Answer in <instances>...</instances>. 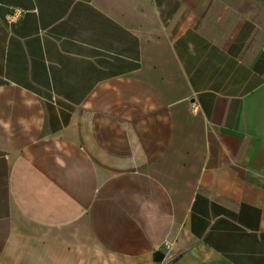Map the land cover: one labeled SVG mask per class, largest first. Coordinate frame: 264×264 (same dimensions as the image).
I'll return each mask as SVG.
<instances>
[{
  "label": "crops",
  "instance_id": "obj_1",
  "mask_svg": "<svg viewBox=\"0 0 264 264\" xmlns=\"http://www.w3.org/2000/svg\"><path fill=\"white\" fill-rule=\"evenodd\" d=\"M0 264H264V0H0Z\"/></svg>",
  "mask_w": 264,
  "mask_h": 264
},
{
  "label": "built area",
  "instance_id": "obj_2",
  "mask_svg": "<svg viewBox=\"0 0 264 264\" xmlns=\"http://www.w3.org/2000/svg\"><path fill=\"white\" fill-rule=\"evenodd\" d=\"M23 14V10L15 9L11 14L7 17L8 24H16L20 21L21 16Z\"/></svg>",
  "mask_w": 264,
  "mask_h": 264
},
{
  "label": "water",
  "instance_id": "obj_3",
  "mask_svg": "<svg viewBox=\"0 0 264 264\" xmlns=\"http://www.w3.org/2000/svg\"><path fill=\"white\" fill-rule=\"evenodd\" d=\"M164 255L162 252H156L155 253V259L156 261H161L163 259Z\"/></svg>",
  "mask_w": 264,
  "mask_h": 264
}]
</instances>
